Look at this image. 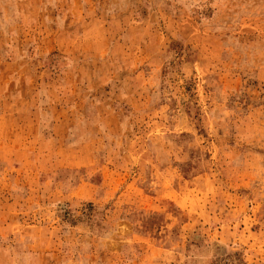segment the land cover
Wrapping results in <instances>:
<instances>
[{"label": "rangeland", "instance_id": "rangeland-1", "mask_svg": "<svg viewBox=\"0 0 264 264\" xmlns=\"http://www.w3.org/2000/svg\"><path fill=\"white\" fill-rule=\"evenodd\" d=\"M0 264H264V0H0Z\"/></svg>", "mask_w": 264, "mask_h": 264}]
</instances>
